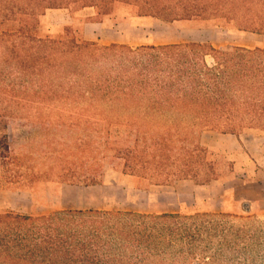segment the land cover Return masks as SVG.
Wrapping results in <instances>:
<instances>
[{
  "label": "trees",
  "instance_id": "16d2710c",
  "mask_svg": "<svg viewBox=\"0 0 264 264\" xmlns=\"http://www.w3.org/2000/svg\"><path fill=\"white\" fill-rule=\"evenodd\" d=\"M120 6L141 18L201 20L264 36V0H0V57L27 79L22 94L33 96L1 108L0 159L9 158L5 116L63 120L85 112L106 124L107 135L113 128L122 134L105 150L122 160L123 174L157 183L217 181L215 154L181 134H264V46H103L71 25L58 35L41 27L48 11L74 19L93 9L102 23ZM0 264H264V221L224 212L7 211L0 214Z\"/></svg>",
  "mask_w": 264,
  "mask_h": 264
},
{
  "label": "rangeland",
  "instance_id": "374dc122",
  "mask_svg": "<svg viewBox=\"0 0 264 264\" xmlns=\"http://www.w3.org/2000/svg\"><path fill=\"white\" fill-rule=\"evenodd\" d=\"M94 16L93 9L76 14L74 19L66 11L52 10L42 19L41 27L44 32L58 35L65 26L71 25L72 29L85 40L87 37L94 39L97 37L92 42L103 46L125 44L136 48L185 42L209 43L216 48L264 46L263 35L238 32L201 20L166 23L150 17L141 18L135 16L134 10L125 6L118 7L115 14L103 17L102 23L96 18L93 20ZM86 26L88 30L92 29L87 35L83 32ZM94 28H97V31H94ZM93 32L95 34H92ZM0 58V116H2L4 112L1 108L6 104L24 102L33 96L22 94V88H28L25 85L27 79L22 75H16L10 64H6L5 58ZM33 84L35 86L37 82ZM3 119L10 123L7 130L9 154L3 153L9 158L0 159V200L12 192H27L41 213L105 210L162 214L166 213L163 212L165 208L172 206L174 202L173 198L165 197V194H169L170 191L176 194L178 190L187 193V185L181 181L188 179L173 178L167 183H157L154 178L123 174L122 160L105 150L107 141L122 140V134L113 128L109 132L112 135H107L106 124L96 123L97 121L85 112L64 113L63 120H59L55 114L40 116L22 113L12 117L5 116ZM202 131L209 130L200 128L186 130L181 134V138L199 144V135ZM212 132L207 134L212 137L222 136V133ZM244 136L264 138L263 133L255 130L239 134V137ZM3 137L4 131L0 127V141ZM209 149L215 154L218 181L233 178L239 170L233 157ZM180 154L183 155L184 151L179 150L172 155ZM87 178H94L96 184L66 182H85ZM163 186L170 188L163 191ZM192 212L198 211L181 208L176 213ZM239 215L244 217L255 215L260 221H264V214H253L249 210Z\"/></svg>",
  "mask_w": 264,
  "mask_h": 264
},
{
  "label": "crops",
  "instance_id": "0c3cea01",
  "mask_svg": "<svg viewBox=\"0 0 264 264\" xmlns=\"http://www.w3.org/2000/svg\"><path fill=\"white\" fill-rule=\"evenodd\" d=\"M94 29V31H97V28ZM91 31L92 29L88 30L86 26L83 32L87 35ZM95 39L86 38L87 41ZM207 133L213 132L202 131L199 135V144L214 149L220 154L233 157V161L236 166H239V170L233 178L227 181L217 180L207 185H196L191 180L181 181V183L187 185V193L178 190L176 194H172L171 191L169 194H165V197L173 198L174 202L172 206L165 208L163 212L176 213L181 208H186L195 209L198 212H224L235 215L245 213L248 210L253 214H264V138L251 136L238 138L229 134L212 137ZM162 188L164 191L170 187L163 186ZM7 211L33 216L52 213H41L32 196L27 192H12L8 196L2 197L0 200V214Z\"/></svg>",
  "mask_w": 264,
  "mask_h": 264
}]
</instances>
